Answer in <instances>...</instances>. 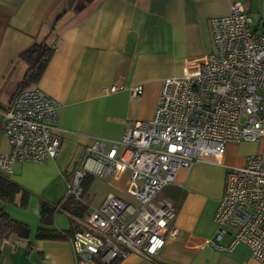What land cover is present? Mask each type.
<instances>
[{
	"label": "crops",
	"instance_id": "obj_1",
	"mask_svg": "<svg viewBox=\"0 0 264 264\" xmlns=\"http://www.w3.org/2000/svg\"><path fill=\"white\" fill-rule=\"evenodd\" d=\"M236 1L245 5L255 29L264 26V3L259 0H0V154L9 150L1 113L27 70L19 54L35 42L44 41L53 51L34 85L58 103L53 134L60 138L54 159L18 163L10 174L0 171L29 192L24 207L21 193L13 203L1 205L12 219L28 226L31 244L1 242L0 264H76L73 239L36 235L39 229L67 231L74 226L79 231L89 212L79 217L59 208L52 222L42 224L40 201L61 206L73 170L93 138L118 141L137 121L151 119L163 79L181 75L185 59L214 50L210 19L228 14ZM114 83L118 90L102 91ZM134 86L142 92L131 97L129 88ZM263 148L264 139L229 143L219 161L180 169L158 195L176 207L171 222L175 235L166 236L153 260L130 254L115 264H261L244 244L218 249L205 240L216 231L214 212L226 166H241ZM125 179L93 176L87 208L99 206L111 193L134 202ZM230 240L227 234L219 244L226 247Z\"/></svg>",
	"mask_w": 264,
	"mask_h": 264
},
{
	"label": "built area",
	"instance_id": "obj_2",
	"mask_svg": "<svg viewBox=\"0 0 264 264\" xmlns=\"http://www.w3.org/2000/svg\"><path fill=\"white\" fill-rule=\"evenodd\" d=\"M214 50L185 59L182 74L163 79L153 116L125 129L118 141L95 137L73 170L67 192L76 199L87 174L120 180L126 175L128 202L108 194L91 209L73 235L76 264L108 263L137 254L153 260L168 235L176 207L159 198L180 169L198 161H219L229 143L264 139V26L255 29L244 4L210 19ZM118 83L104 93L118 90ZM142 87L129 88L131 97ZM57 101L37 85L22 89L1 113L9 150L0 171L54 159L60 138L55 129ZM78 220V219H76ZM216 231L205 240L218 249L246 245L264 264V148L241 166H226L223 193L214 212ZM231 235L228 246L219 241Z\"/></svg>",
	"mask_w": 264,
	"mask_h": 264
},
{
	"label": "trees",
	"instance_id": "obj_3",
	"mask_svg": "<svg viewBox=\"0 0 264 264\" xmlns=\"http://www.w3.org/2000/svg\"><path fill=\"white\" fill-rule=\"evenodd\" d=\"M52 49L44 42H35L30 47L25 49L19 54V59L27 65V70L21 79L15 95L22 89L36 84L41 78L48 62L52 57ZM14 95V96H15ZM93 180V176L87 174L82 183V195L80 199H76L72 194L67 193V197L63 200L60 207L49 205L45 201L39 203L40 222L45 224L52 222V216L57 209L62 208L66 212H71L75 216L83 217L87 211L86 202L84 198L89 190V186ZM17 193H21V207L26 205L29 192L21 188L17 183L10 180L6 176L0 174V243L6 242L11 245L19 241L27 242L30 247L29 241V228L25 223L12 219L2 208L1 203H13ZM76 228L72 226L67 231H45L39 229L37 238H53V239H73ZM1 256V247H0ZM119 259H114L106 264H115ZM105 264V263H103Z\"/></svg>",
	"mask_w": 264,
	"mask_h": 264
},
{
	"label": "rangeland",
	"instance_id": "obj_4",
	"mask_svg": "<svg viewBox=\"0 0 264 264\" xmlns=\"http://www.w3.org/2000/svg\"><path fill=\"white\" fill-rule=\"evenodd\" d=\"M260 2H262V3H264V0H259ZM263 11V15H264V9L262 10ZM259 12H260V9H259ZM249 16H250V13H249ZM250 18H251V16H250ZM252 19V18H251ZM263 140V139H262ZM230 151V153H231V149L229 150V148H228V152ZM84 201L85 202H87V203H90L91 201H92V196L91 195H86V198H84ZM90 210H91V207H88L87 208V211L88 212H90Z\"/></svg>",
	"mask_w": 264,
	"mask_h": 264
}]
</instances>
